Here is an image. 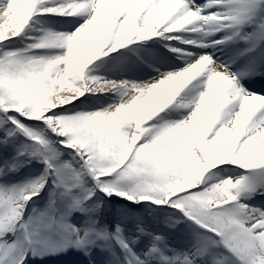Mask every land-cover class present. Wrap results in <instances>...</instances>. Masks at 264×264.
<instances>
[{
    "label": "snow or ice",
    "instance_id": "6c2138e0",
    "mask_svg": "<svg viewBox=\"0 0 264 264\" xmlns=\"http://www.w3.org/2000/svg\"><path fill=\"white\" fill-rule=\"evenodd\" d=\"M264 0H0V264H264Z\"/></svg>",
    "mask_w": 264,
    "mask_h": 264
},
{
    "label": "bare ground",
    "instance_id": "6f19581e",
    "mask_svg": "<svg viewBox=\"0 0 264 264\" xmlns=\"http://www.w3.org/2000/svg\"><path fill=\"white\" fill-rule=\"evenodd\" d=\"M251 87L256 91H260L264 89V82L257 80Z\"/></svg>",
    "mask_w": 264,
    "mask_h": 264
}]
</instances>
